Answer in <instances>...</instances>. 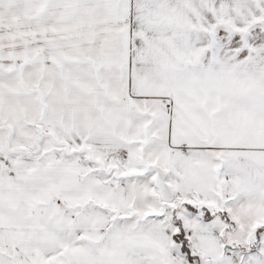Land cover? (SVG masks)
I'll list each match as a JSON object with an SVG mask.
<instances>
[{"label": "snow or ice", "instance_id": "6c2138e0", "mask_svg": "<svg viewBox=\"0 0 264 264\" xmlns=\"http://www.w3.org/2000/svg\"><path fill=\"white\" fill-rule=\"evenodd\" d=\"M0 264H264V0H0Z\"/></svg>", "mask_w": 264, "mask_h": 264}]
</instances>
